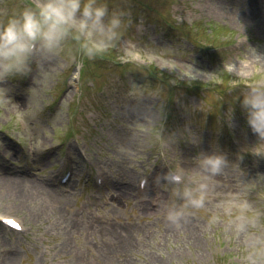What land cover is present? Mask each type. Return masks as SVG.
<instances>
[{
	"label": "rangeland",
	"instance_id": "obj_1",
	"mask_svg": "<svg viewBox=\"0 0 264 264\" xmlns=\"http://www.w3.org/2000/svg\"><path fill=\"white\" fill-rule=\"evenodd\" d=\"M98 2L124 13L116 47L88 60L69 44L0 85L11 96L0 108V177L25 194L20 206L17 190L0 188V264H242L264 217L237 233L218 205L264 211V141L241 106L264 79V0ZM201 152L230 166L209 180L206 208L172 224L156 178L192 169Z\"/></svg>",
	"mask_w": 264,
	"mask_h": 264
},
{
	"label": "clouds",
	"instance_id": "obj_2",
	"mask_svg": "<svg viewBox=\"0 0 264 264\" xmlns=\"http://www.w3.org/2000/svg\"><path fill=\"white\" fill-rule=\"evenodd\" d=\"M124 24L123 12L110 13L108 5L98 0H32L17 10H10L5 0H0V85L12 78L29 76L38 58L59 55L69 44L75 46L80 57L94 60L116 47ZM9 103V90L0 87V108ZM241 106L248 126L264 141V79L246 87ZM194 161L190 170L177 164L156 178L169 193L168 199L157 195V207L172 224L184 220L190 209L206 208L209 180L224 174L230 166L226 155L220 152H201ZM147 183L146 179L141 181L142 186ZM218 208L234 217L231 223L237 233L258 225L264 217V211L253 208L247 200L230 199ZM219 221V214L210 218L211 223ZM250 239L242 264H264V237Z\"/></svg>",
	"mask_w": 264,
	"mask_h": 264
},
{
	"label": "bare ground",
	"instance_id": "obj_3",
	"mask_svg": "<svg viewBox=\"0 0 264 264\" xmlns=\"http://www.w3.org/2000/svg\"><path fill=\"white\" fill-rule=\"evenodd\" d=\"M5 178V177H4ZM1 179L0 177V182H4V183H0V185H2V187L0 188H8V189H13V190H17L18 197L21 198V202H18V204L21 205H25V194L24 193H20L21 192V187H20V181H18L17 178H9V179ZM23 182V181H21ZM16 208V207H15Z\"/></svg>",
	"mask_w": 264,
	"mask_h": 264
}]
</instances>
